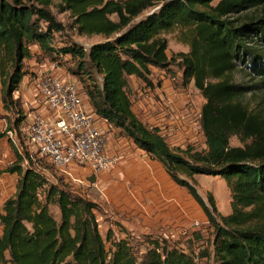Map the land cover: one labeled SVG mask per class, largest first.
<instances>
[{
    "label": "trees",
    "instance_id": "trees-1",
    "mask_svg": "<svg viewBox=\"0 0 264 264\" xmlns=\"http://www.w3.org/2000/svg\"><path fill=\"white\" fill-rule=\"evenodd\" d=\"M53 1L0 0L5 106L15 104L13 94L27 74L24 61L34 57L32 45L56 58L69 55L87 74L92 113L161 162L198 202L209 225L187 233L192 248L168 236H136L119 223L123 235L112 228L104 235L101 203L51 182L49 176L58 173L47 163L50 175L25 168L13 146L17 158L7 172L17 173L19 181L16 195L5 201L0 213V264H198L195 255L202 259L207 249H196L209 229L215 234L211 246L216 264H264V117L249 110L241 99L247 88L230 77L242 66L264 84V0H58L60 11L75 17L80 34L106 37L89 49L74 42L54 46L63 24L51 10ZM176 30L190 47L181 53L184 81L194 80L206 99L201 111L203 150L171 147L161 131L145 124L133 109L129 76L151 85V68L171 64L166 34ZM94 70L102 76L101 83ZM233 136L243 145L232 146ZM197 174L226 180L232 213L217 214L213 194L205 199L199 193L193 179ZM51 205L59 208V219ZM142 237L148 245L140 253Z\"/></svg>",
    "mask_w": 264,
    "mask_h": 264
},
{
    "label": "rangeland",
    "instance_id": "rangeland-1",
    "mask_svg": "<svg viewBox=\"0 0 264 264\" xmlns=\"http://www.w3.org/2000/svg\"><path fill=\"white\" fill-rule=\"evenodd\" d=\"M51 10L57 20L63 24V29L55 33V47L60 48L74 42L89 49L92 45L107 40L103 35L88 36L80 34L75 24V17L70 11L61 12L58 0L53 1ZM144 15L140 16L139 19ZM166 37L169 41L168 55L171 61L170 66L167 68L152 67L149 75L152 83L151 85H148L135 75L129 76V89L134 102L133 109L145 124L151 128L159 129L171 147L180 146L185 148L188 145H193L198 150H203L206 148V138L201 128V111L206 99L195 86L194 80L188 84L185 83L183 77L184 67L181 64V53L189 52L190 47L181 41L180 32L178 30L167 33ZM31 48L34 52V57L24 61L27 74L21 82L19 89L14 92L13 101L15 104L9 103L10 108L3 103L2 85L0 84V213L2 212L5 201L16 195L19 181L17 173L7 172L8 167L13 165L17 157L15 148L5 132L10 127L14 126L18 129L19 133H23L20 128H23L22 131H25L24 129L30 124L33 116L38 113H44V107L46 105L44 102L40 101L35 87V82L39 76L43 73L56 70L57 74L64 80L77 84L84 95L86 107L90 109L88 99L86 98V83L84 81L86 80L87 82L88 77L87 74L79 69L78 62L69 55L56 58L47 53H43L37 47L32 46ZM94 75L101 83L102 76L95 72V70ZM230 77L234 83L247 88L245 93L241 96V99L248 106L249 110L252 113H258L264 117V84L260 79L250 74V72L242 66H238V68L230 74ZM166 81L168 83L170 82L177 92L173 97L166 96L167 90L163 91L159 89V87L161 88L164 86ZM208 81L215 82L218 80L208 79ZM144 100L145 102L148 100L149 104L157 106L156 109L151 107V110L154 116L158 115L159 117L157 116L156 120H152L151 123L148 122L150 120L144 115L143 111H141L142 108L140 105ZM147 103L148 102H146V105H148ZM186 108L189 109V112H187ZM164 113H166V116H163ZM98 124H100V121H98ZM100 126L106 134L110 132L108 129L111 130L110 127H104L101 124ZM114 135V146L123 147V150L126 152L122 153L124 154L122 155V159L111 171H108V173L113 174L116 168H120L121 171L116 177H118L119 180H123L124 176H126L124 174V166L127 162H130L132 158L134 160L152 158L145 151L140 149L132 139L125 136L123 132L117 131ZM230 144L232 146L243 145L236 136L230 139ZM78 172L81 177L84 178L90 175V172L87 170H78ZM49 179L51 182L66 185L75 192L81 193L90 199H94V191L92 195H90L92 188L98 191L96 186L78 185L77 182L73 180L67 183L65 181L66 178L59 174H52L49 176ZM193 179L196 182L199 193L205 199H207L209 193L213 194L216 200L218 215H229L232 213L231 190L223 177L197 174ZM50 208L53 215L59 219V208L56 205H51ZM194 211V215L201 213L199 206H197L196 211ZM101 217V230L105 235L107 227L111 226L112 223L110 224L111 220L109 221L106 219L104 213ZM204 220H206V218H204ZM196 221L200 223L199 226H195V221L191 222L193 223L192 227L195 229H199L201 226L207 227L209 225L208 223L203 225V222L199 219ZM2 229L3 226L0 222V236L2 234ZM214 236V232L210 229L208 232L204 233L201 245L198 246L196 250L198 251L200 249L199 251H202L203 248L201 247L203 246L205 247L204 249H207V254L203 256L199 264H216L211 246ZM145 240L146 239L142 237L141 240H139L140 242H138L139 244L141 243L138 246L140 253L144 252L148 245L144 242ZM175 240L184 247L189 246L192 248V243H189L188 234L186 233L176 236Z\"/></svg>",
    "mask_w": 264,
    "mask_h": 264
},
{
    "label": "crops",
    "instance_id": "crops-1",
    "mask_svg": "<svg viewBox=\"0 0 264 264\" xmlns=\"http://www.w3.org/2000/svg\"><path fill=\"white\" fill-rule=\"evenodd\" d=\"M32 46L39 48L37 45ZM159 89L167 90L166 96L169 97L177 94L174 86L167 81ZM146 102L145 100L141 102V111L151 123L158 116L153 115L151 107L156 109L157 106L149 104L148 100ZM89 108L92 110L91 105ZM186 110L189 112L188 108ZM45 111L44 109V113ZM163 116H166V113ZM100 124L111 128V130L108 129L110 132L106 134L108 152L112 155H124L122 153L126 151L123 150V147L114 146V133L121 130L105 120L100 121ZM151 158L140 160L132 158L124 166L126 176L123 180L116 177L121 171L120 168H116L113 174L108 172L107 174L106 172L92 174L91 177H95V180L91 181V184L86 177H81L78 171L75 172V179L72 180L78 185L97 187L98 191L92 188L90 195L94 191L93 200L102 204L106 219L111 220L110 224H112L107 227V230L112 228L119 235H123V233L119 230L118 223L136 236L153 234L168 236L171 239H175L176 236L184 233L187 234L192 229V231H196L197 229L192 227V221L196 222L199 219L203 225H206L208 223L207 215L194 197L186 188L174 182L161 162L155 160L153 156ZM197 206L200 207L201 213L194 215L193 211H196ZM101 218L100 216V223L102 224ZM201 228L206 227L201 226Z\"/></svg>",
    "mask_w": 264,
    "mask_h": 264
},
{
    "label": "built area",
    "instance_id": "built-area-1",
    "mask_svg": "<svg viewBox=\"0 0 264 264\" xmlns=\"http://www.w3.org/2000/svg\"><path fill=\"white\" fill-rule=\"evenodd\" d=\"M35 87L40 101L46 105L45 113L33 116L25 131L19 127L23 133L14 126L5 132L23 156V166L48 174L43 164L47 163L71 180L76 171L87 170L90 184L92 174L111 171L122 156L108 152L106 133L98 124L100 120L86 107L77 84L52 70L40 75ZM194 224L200 225L198 221ZM195 261L200 263L199 255H195Z\"/></svg>",
    "mask_w": 264,
    "mask_h": 264
},
{
    "label": "water",
    "instance_id": "water-1",
    "mask_svg": "<svg viewBox=\"0 0 264 264\" xmlns=\"http://www.w3.org/2000/svg\"><path fill=\"white\" fill-rule=\"evenodd\" d=\"M95 180V177H90V181H94Z\"/></svg>",
    "mask_w": 264,
    "mask_h": 264
}]
</instances>
